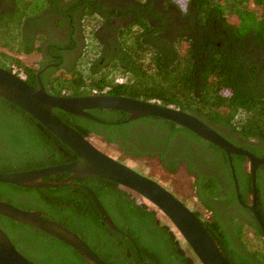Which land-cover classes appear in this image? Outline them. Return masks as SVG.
<instances>
[{"label": "trees", "instance_id": "16d2710c", "mask_svg": "<svg viewBox=\"0 0 264 264\" xmlns=\"http://www.w3.org/2000/svg\"><path fill=\"white\" fill-rule=\"evenodd\" d=\"M179 1L164 0L163 8H158L156 0H0V46L8 50L0 49V66L11 71L13 65L23 68L26 81L37 87L39 69L22 64L14 54L43 52L61 64L69 44L48 37L49 27L67 23L69 40L75 42L77 22L82 20L84 26L87 23L95 29L102 16L120 14L130 21L120 27L109 45L111 51L103 49L106 45L95 34L90 38L92 52L99 48L105 60L101 62L102 56L92 61L82 57L81 62L58 75L55 72L60 67L50 68L41 74L49 93L94 95L95 89L102 92L110 86L114 94L173 106L199 115L214 127H231L242 137L264 141V0H184L183 8ZM43 41H47L45 47L38 43ZM72 44L71 49L76 42ZM55 55L59 57L55 59ZM104 64L128 73L129 83L114 84L115 76L108 77L102 69ZM48 74L55 75L49 78ZM90 111L108 123L54 109L61 120L84 137L105 130L106 139L112 141L114 129L125 132L133 123L142 122L151 124L153 131L158 128L164 132L167 146L175 136H181L186 146L200 144L205 164L211 167L205 168L206 173L197 177L193 187L213 215L204 220L195 210L196 215L231 264H264V233L254 215H242L241 208L236 207L233 172L222 148L158 116L125 122L129 116L125 111ZM165 152L158 149L136 154L159 155L162 165L175 172L177 163L168 162ZM77 159L78 154L46 126L0 96V172L38 169ZM189 170L193 172L191 166ZM67 175L59 172L46 180H61ZM215 175H220L219 182ZM237 177L242 188L239 170ZM248 180L250 184V177ZM81 181L93 189L119 231L107 225L91 194L81 186L30 188L0 182V200L66 226L107 264L200 262L169 221L160 218L158 209L138 202L115 181L102 177ZM259 215L264 223L263 209ZM247 224L255 236L262 238L263 248L252 249L247 244ZM0 226L17 249L37 264H91L69 244L32 225L0 215Z\"/></svg>", "mask_w": 264, "mask_h": 264}, {"label": "water", "instance_id": "95a60500", "mask_svg": "<svg viewBox=\"0 0 264 264\" xmlns=\"http://www.w3.org/2000/svg\"><path fill=\"white\" fill-rule=\"evenodd\" d=\"M0 96L27 111L78 154V159L71 163L25 171L0 172V182L40 188L72 185L74 184L73 180L77 178L102 177L115 181L123 189L132 192L131 194L137 198L138 202L148 201L151 207L158 209L173 226L175 232L189 245L201 264H231L203 220L196 215L193 209L156 180L103 151L89 137H84L61 120L54 109H61L96 122L103 121L88 110L125 111L129 114L128 121L148 115L158 116L188 128L203 139L225 150L229 156L232 154L242 155L250 160L254 196V203L250 208L264 233V223L255 208L256 171L260 165L264 164V156L258 157L252 152L236 146L199 117L173 106H164L154 101L123 95H53L48 92L41 79L39 86L35 87L30 85L26 79L2 66H0ZM62 171L70 172L71 176L63 180H46V177ZM234 181L237 197L242 202L235 172ZM86 189L91 194L107 225L111 229L119 231L95 192L89 187ZM0 215L32 225L56 237L75 248L91 264H107L77 233L56 221L1 200ZM0 264H37L17 249L1 226Z\"/></svg>", "mask_w": 264, "mask_h": 264}, {"label": "flooded vegetation", "instance_id": "af4514ba", "mask_svg": "<svg viewBox=\"0 0 264 264\" xmlns=\"http://www.w3.org/2000/svg\"><path fill=\"white\" fill-rule=\"evenodd\" d=\"M101 1L104 2V0H101ZM163 5H164V0H162L161 5H160V0H156V6L158 8L159 7L163 8ZM101 18L102 19L99 25L95 29H92L91 27L88 26V31L86 30V26H84L82 20L77 22V25L75 26L76 30H74L73 32L76 44L74 45L72 49L70 47L73 45L72 43H75V42H72L71 40H69V37L71 34L69 33L70 28L67 23H64L62 26H59V27L56 25H53L52 27H49L47 29L46 35L48 37L52 36V38H57L60 41H67L69 44V47H68V50H65V52L63 53V60L61 64L59 62L51 61L53 58L48 57L46 53L36 51L41 55L40 62L38 63L37 67H34L35 69H39L38 73H36L37 74V87L39 86V80L41 79V74L46 71H49L50 68H53L56 66L60 67L55 72V74L58 75L61 72L66 71L70 67L72 68L74 64H76L78 61L81 62L82 57L83 59H90L92 61L95 57L102 56L101 62L105 60V56L100 54L101 50H99V48H97V50L92 52L91 50L92 44H90L91 39H88V37L95 34L97 39H99L106 45L105 46L106 49L105 47H103V49L106 51L107 48H111L109 49L111 51L112 46H109V45H112V42L116 39L117 35L119 34L120 27L122 26L125 27L129 24L130 18L121 16L120 14H116V15L109 14L107 16H102ZM55 19H57V17ZM38 43L43 45L44 47L47 45V41L38 42ZM58 57H59L58 55L54 56L55 59ZM60 57L62 56L60 55ZM48 60L50 61L48 62ZM43 62L45 63V65ZM88 65L89 66L92 65V62L88 63ZM109 66H110L109 64H104L102 69L103 71L106 70L109 78L115 76L114 84L124 85L126 83H129L128 73L119 71V70L115 71V69L113 70V68ZM55 74H48V76L50 78V77H53ZM112 89H113L112 87L106 86L103 90V93L101 94L120 95V94H114L113 93L114 89L113 90ZM123 96H126V95H123ZM90 110L88 111L91 112ZM195 116L198 117L199 115H195ZM199 118L201 119L200 116ZM102 121L103 122L101 123L104 125L108 123L106 120H102ZM124 121L129 122L128 118ZM203 121L209 124L215 130H217L221 135H223L226 139H228L230 142H232L236 146L242 147L252 152L258 157L264 156V141L263 140L259 138L248 139V138L242 137L234 128L224 127V126L214 127V125H212V123H210L209 121L207 120H203ZM152 127L153 126L151 124L146 125L145 123H142V122L140 123L135 122L133 123V125L128 127L125 130V132L124 131L120 132L118 131V129H114V132L112 133L114 140L112 141H108L106 139L105 130H102V132L93 131L89 134L88 137L91 139V141L95 145H97L103 151L107 152L108 154L112 155L118 160L124 162L125 164L131 166L132 168L139 171L140 173L156 180L157 182L165 186L168 190H170L172 193H177V194L181 193V191L179 190L180 185L177 183V180H175L172 176L176 175L177 173L181 171H185L187 175L192 179L190 185H191L193 193L196 194V199L199 201L201 206L207 212H209L210 216L212 217L213 212L203 206V204L200 202V200L197 197V193H198L197 188L193 187V183L196 181L197 177L203 176L206 173L205 168L208 167V169H210L209 167H211V166H206L205 164L206 161L205 159H203L204 153H202L201 145L193 143V145L190 144L191 146H189L187 143V146H186L184 145L185 143L184 141H182L181 136H175L173 138L172 144L170 145L171 147L167 146L166 139L168 138L166 134L164 132H161L160 130L158 131V128H155L153 131ZM99 142H102L104 145H106V147H109L111 150L110 151L108 149L106 150V148L101 146V143L99 144ZM126 147L129 148L130 152L127 151ZM158 149L160 151H166L165 155H167L166 160L168 162H170L171 164L177 163L178 167L175 172L169 171L168 168H165L162 165L159 155L152 156L149 153H145L142 156H140L136 154V153H139L140 151H146V150L155 151ZM225 155L229 158L228 161L230 162V167L232 169V172L234 170L236 177H237L238 170L242 176V182H243L242 188L238 181L239 192H240L242 202L237 197V201L235 202L236 207L241 208L240 211L242 212V215H249L251 217L252 215H254L252 209L250 208V206H253V203H254V196L252 193L253 185H252V176H251V162L246 156L236 155V154H232L231 156H229L226 151H225ZM234 156L236 157L234 158ZM180 157H184V158H180ZM151 161L154 163H152ZM189 166H191V168L193 169V172H190ZM62 172H67V171H62ZM234 172H233V179H234ZM68 173L69 175H67L64 179L69 178L71 176V173L70 172ZM249 177H250V184L248 180ZM89 178H95V177H89ZM215 178L218 182L220 181V175H215ZM256 178H257V194H256V200H255V208L259 214L260 209L264 210V164L260 165L257 168ZM83 179L85 178L74 179L73 180L74 184L72 185L81 186L86 189V187H89V186L82 184L81 180ZM237 180H239L238 177H237ZM72 185H67V186H72ZM250 185H251V191H249ZM118 188L127 193H132V192H129L128 190L123 189L122 187H120V185H118ZM258 188L261 191H259ZM241 190L243 193H241ZM184 201L185 200L183 199V202ZM216 205L218 208L219 207L221 208L220 203L219 204L217 203ZM190 208L193 209L192 207ZM240 219H243V218H240ZM245 228L246 230L252 229V226L247 224Z\"/></svg>", "mask_w": 264, "mask_h": 264}, {"label": "rangeland", "instance_id": "374dc122", "mask_svg": "<svg viewBox=\"0 0 264 264\" xmlns=\"http://www.w3.org/2000/svg\"><path fill=\"white\" fill-rule=\"evenodd\" d=\"M181 1L183 3L184 0H180L179 2L181 3ZM183 7H184V3L182 4V8ZM86 30L88 31V24L87 23H86ZM90 38H91V36L88 37V39H90ZM0 49L8 51L6 48H2L1 46H0ZM12 54H14V53H12ZM14 55L22 62V64L27 65V66H32V67H37L38 63L40 62V57H41V55L38 52H34L32 54H27V55L26 54H14ZM100 143H101V146L106 148V150L107 149L109 151L111 150L109 147H106V145H104L102 142H99V144ZM152 163H154V162H152ZM172 177L175 180H177V183L180 185L179 190L181 191V193H178V194L186 201V202L185 201L184 202L188 206L191 205L190 207H192L194 210L198 211L203 219L210 220L211 216H210L209 212H207L201 206L199 201L196 199V194L193 193V191H192V188L190 185L192 179L187 175V173L185 171H181V172L177 173L176 175H173ZM174 194L177 195L183 201V199L177 193H174ZM144 202L148 203L151 206V204L148 201H144ZM159 216L161 219L167 220L160 212H159ZM244 235H245V240H246L247 244L252 249L263 248L262 247L263 246L262 238L255 236L252 229L245 230ZM179 237H180V235H179ZM196 264H201V263L196 262Z\"/></svg>", "mask_w": 264, "mask_h": 264}, {"label": "built area", "instance_id": "2783aa9c", "mask_svg": "<svg viewBox=\"0 0 264 264\" xmlns=\"http://www.w3.org/2000/svg\"><path fill=\"white\" fill-rule=\"evenodd\" d=\"M12 71H13L15 74L19 75L20 77H22L23 79H26V78H27V74H26V72L24 71V69L21 68V67H18L17 65H13V66H12ZM93 92H94V94H101V93H103V91L100 92V91H98V90H96V89H95Z\"/></svg>", "mask_w": 264, "mask_h": 264}]
</instances>
